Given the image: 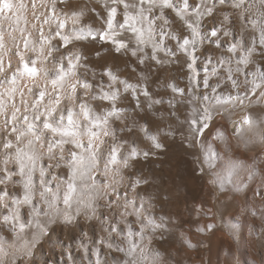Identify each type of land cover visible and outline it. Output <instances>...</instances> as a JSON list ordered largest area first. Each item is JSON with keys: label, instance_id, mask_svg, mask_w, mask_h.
Wrapping results in <instances>:
<instances>
[{"label": "snow or ice", "instance_id": "snow-or-ice-1", "mask_svg": "<svg viewBox=\"0 0 264 264\" xmlns=\"http://www.w3.org/2000/svg\"><path fill=\"white\" fill-rule=\"evenodd\" d=\"M103 3L107 15L100 29L76 27L74 19L71 31L66 29V21L58 23L55 36L65 48L90 37L89 43L109 44V52L135 58L136 66L126 62V67L137 74L135 83L122 79L107 64L100 65L98 82H93V68L86 69L92 72L93 81L82 78L78 72L86 67L87 58L73 54L70 48L59 59L52 57V73L37 68L38 60L43 63L45 45L50 44L43 34L36 58L26 59L17 48L15 55L19 60L13 68L10 64L6 67L0 56V258L6 264H10V259L15 264L20 260L27 264H50L57 249L64 257L63 264H171L170 249L178 239L177 227L174 217L163 206L160 215L153 214L149 211L154 207L151 196L145 198L137 192L149 183L148 179L134 172L128 177L123 196L117 189L125 180L124 169L164 151L166 145L162 140L172 138L174 143L177 132L183 131L185 125L192 133L186 139L201 143L199 171L208 169L213 176L210 182L219 185L221 199L217 210L224 227L236 234L240 228L238 219L233 222L237 208L253 217L259 211L264 221V207L257 210L246 198L237 203L238 194L257 178L260 183L254 196L264 202V155L258 153L251 164H245L230 156L225 159L206 142V130L215 116L224 111L230 119L233 111L241 107L245 109L242 119L232 121L238 124L236 133L251 131L254 135L246 144L264 145V109L247 111L251 106L264 105V0ZM121 7L122 19H118ZM24 8L23 3L0 0V17L11 20L13 17L5 14L13 13L18 22ZM221 12L226 15L225 21L218 18ZM206 18H211L210 28ZM234 32L239 37L235 42L224 39ZM206 42L208 55L200 62L201 48ZM30 47L35 51L32 41L25 40L24 48ZM52 50L47 52L48 57ZM101 51L96 50L97 57ZM176 64L180 70L187 68L186 88L167 82L172 71L168 66ZM197 67L204 69L202 76ZM213 78L216 82L210 85ZM25 80L32 86L22 87ZM152 83L171 89L172 95L158 98ZM201 84L210 92L198 94ZM26 95L30 99H25ZM129 96L132 105L122 106ZM89 101L102 103L93 108ZM165 104L164 111L157 107ZM186 105L190 111L182 119ZM132 112L140 119L133 118L128 123L126 114ZM117 121L124 127H114ZM214 139L226 143L219 129ZM144 142L149 145L147 149L141 147ZM180 148L184 153L188 151L183 142ZM62 168L67 169L66 175L59 174ZM241 170L248 173L247 180L237 183L233 177ZM98 175L105 178L104 182ZM111 194H115V199ZM81 217L89 222L88 230L81 226ZM58 228L79 229V234L66 241ZM215 230L213 223L196 229L213 236ZM3 231L10 233L11 238ZM254 233L255 229H250V235ZM179 239L193 247L182 232ZM259 239L264 240V235ZM199 243L203 245L205 241ZM46 244L50 245L49 256L38 259L37 254L43 257Z\"/></svg>", "mask_w": 264, "mask_h": 264}, {"label": "rangeland", "instance_id": "rangeland-1", "mask_svg": "<svg viewBox=\"0 0 264 264\" xmlns=\"http://www.w3.org/2000/svg\"><path fill=\"white\" fill-rule=\"evenodd\" d=\"M13 3H23L25 5V8L20 11L19 13L20 20L18 22L15 20L13 13L5 14V16L13 17V19L11 20L5 19L4 17H0V35H2L3 37V48H0V56L3 57L6 67H8L9 64L13 68L15 67L17 61L19 60V57L15 55L17 48H19V50L25 55L26 59L28 57L36 58L38 55H40L39 45H40L41 36L43 34L44 37H47L50 40V44L45 45L44 56L41 57L43 63H41L38 60L37 68H45L49 73H52L55 70V63L52 57L59 59L61 54L66 53L68 51V48H70L73 54H78L81 55L82 57L87 58L84 61L86 67H81L78 72V74L82 78H85L89 81H93L92 72L86 70L87 68H93L95 69V73H96V80L93 82L94 83L98 82L100 80V65L107 64L122 79H127V75L123 69V66L115 63L114 59H112L111 57V54L114 55L115 57H119L120 54L109 52L108 51L110 47L109 44H103L102 42H100L99 46H96V43L95 44L89 43V40L91 39L89 37L87 39L74 41L68 46V48H65L63 43L60 41V38L58 36H55L56 25L58 23L62 21H66V29L68 31H71V29L74 27L73 25L74 19L77 21L75 25L76 27L91 26L92 28L100 29L107 15L104 8L103 0H13ZM53 8L55 10H53ZM121 11H122V7L118 8V19H122V17L119 15ZM102 14L104 15V17H102L103 16ZM91 16L95 17L96 19L95 18L91 19ZM89 17L91 20L89 19ZM206 20L208 22L207 27L210 28L211 23H209V21H211V18H206ZM125 35H131V33H125ZM246 35H250V33H246ZM238 38H239L238 33L234 32L231 37L224 39H231L233 42H235V40ZM25 40L32 41L33 45L35 46V51H33L31 47L28 49L24 48ZM56 47L59 48V51L54 50ZM221 47H226V45L222 44ZM50 49L53 50L51 53V57H48L47 52ZM97 49H102L100 57L96 56ZM201 53L202 54H200V62H204V57L208 55L207 42L201 48ZM103 60H106V62L103 63ZM177 66L178 64L168 66L170 69H172V71L169 72V75L167 77V82L169 83L175 82L173 77L174 74L176 75L177 73ZM197 72L202 76L204 69L202 67H197ZM9 75H11V73H9ZM185 81L186 83L183 84L184 86L181 85L179 87L186 88L188 84V80L186 79ZM25 84H27L29 87L32 86L31 82L27 80L21 82L22 87ZM162 88L163 89H161V91L165 93L164 94L165 99H167L168 96L172 95L171 89H167L165 87ZM204 92L205 89L203 88L202 84L198 85V94H203ZM160 97L163 96L161 95ZM25 99H30V97L26 95ZM89 102L91 103L93 108H97V106L102 103L101 101H89ZM16 103L18 106L20 105L19 95L16 96ZM132 103L133 102L131 101V97L129 96L127 100L123 101L122 106L130 107ZM66 104L67 101H65V105ZM188 111H190V106L188 107ZM184 112L185 109H183L181 112V118L182 117L184 118L183 116ZM126 115H128L129 117L128 121H126L128 123H130L133 118L137 120L140 119V116L137 115L135 112ZM232 121H240V119L237 118L229 119L228 113L221 111L218 115L215 116L214 122L211 123L209 128L206 130V137L208 138L209 141H211L212 145H214L215 143L214 146L217 148L215 149L218 152H223L225 159H227L230 156L232 159L239 160L245 164L252 163V160L250 161L249 159L253 158L258 153L264 155V151H261L258 145L254 149H249L248 143L246 144V142H244L242 139L240 140V138L238 137L239 135L236 133V131L233 132L231 131L230 122ZM114 127L123 128L124 125L121 124L119 121H117L115 122ZM217 129L221 130L224 133V135L227 137L226 143H221L217 140L213 141L211 139V136L209 135L210 130L212 132H215ZM140 135H141L140 133H137V136ZM178 135L179 132H177L176 134L174 143L172 141V138L163 139L164 141L162 140V142L165 143L166 145V149L164 151L156 152V154L151 156L149 159L140 160L139 162H135L131 168L124 169L122 174L124 175L125 180L117 189V192L121 196L125 194L128 177L131 176L134 172H138L142 174L144 177L147 176L146 178L148 179L149 183L146 185H142L140 188L137 189V192L140 195L144 196L145 198L151 196L150 202L152 205H154V207L150 208L149 211H151L153 214L160 215L161 207L163 206L165 207L164 208L165 212L171 214L174 217L175 224L177 227L176 235L178 239L171 247L170 252L171 254L178 253L181 255L185 254L186 256H188L195 253L197 249L195 240L192 238L188 227L189 224L188 221L189 217L187 210L188 200H189L188 187L190 183L196 179H199L201 183L205 185L208 182L207 180L208 174L206 173V170L203 173H201L199 171V167H196L195 165L191 164L187 156L180 148L181 142L177 138ZM248 136H249L248 137V141H249L253 137L252 133L248 134ZM141 147L147 149L149 145L147 142H144L143 144H141ZM249 150L251 151V153L252 152L253 153L251 154ZM45 163H47V159H45ZM66 173H67V169L65 168L59 170V174L66 175ZM261 175H264V173H262ZM209 177L212 179V175H209ZM98 179L101 180L102 182H104L105 180L104 177H101L99 175H98ZM167 181L170 182V187L172 189L170 192L172 194V199H170L165 194L164 191H159L160 193L157 192V190L156 192L154 191L153 192L151 191L150 193L148 192L149 188L153 189L155 185H156L155 189L161 187L162 184L167 187L168 186ZM259 183L260 180L259 178H257L256 182L250 186L251 190H249L248 193L249 200L251 199L254 200L259 198L258 196H254L256 185ZM158 184H160L161 186ZM52 186L55 187L54 184ZM165 186H162V188H166ZM145 188L147 189L145 190ZM157 194L161 196L159 197ZM111 195H112V199H115V194H111ZM130 195L134 196L136 195V193H130ZM165 197H167V199H165ZM163 202L166 203L172 202L173 208L169 209V204H167L166 206V204ZM101 203H104V201H101ZM263 204L261 205V207H264ZM104 211L107 212L108 210L104 209ZM251 218L255 221L254 224L251 223L250 226L247 227L248 229H244V233L246 234L245 236L248 238L250 244L244 247L243 253L239 251L238 247L229 246L227 248V257H228L227 259L231 260L232 262L235 259H236L235 261H237L238 264L241 263L261 264V262L264 261V240L259 239L261 235H264V221H262L261 219H259V221L255 220L256 218H260L259 212L257 213L256 218H254L253 216H251ZM129 219H133V218L130 217ZM80 224L85 230L89 229V222L85 221L83 217L80 218ZM250 229H255L254 235L250 236ZM96 230L99 231L98 223L96 224ZM57 232L60 234L62 239L67 241L69 236H73V237L77 236L79 234V229L70 230L68 228H63V229L58 228ZM181 232L183 233L184 237L187 238V240L191 241V243L194 241L192 243L193 247L190 248L186 244H182L180 242L179 237ZM3 235L8 237L9 239L11 238L10 233H8L7 231H3ZM174 245L179 248H175ZM154 246H158V245H154ZM49 247L50 245L46 244L43 250L44 252L43 257L37 254V258L42 259L48 257ZM89 247L91 250V246ZM173 248L175 249L174 252H173ZM234 251L235 253H238V255L234 253L236 256H233ZM241 254L243 256H241ZM250 254H252L253 256L255 254L256 255L253 257ZM231 257L233 260L231 259ZM233 257H235V259ZM92 258L94 259V256ZM51 260H55V264H63L64 257H61L59 255V249H57V255L55 257H52ZM51 260H50V264H51ZM239 260L240 261L242 260L241 263H239L240 262ZM17 264H25V261L20 260L17 262Z\"/></svg>", "mask_w": 264, "mask_h": 264}, {"label": "bare ground", "instance_id": "bare-ground-1", "mask_svg": "<svg viewBox=\"0 0 264 264\" xmlns=\"http://www.w3.org/2000/svg\"><path fill=\"white\" fill-rule=\"evenodd\" d=\"M100 14H101V12H100ZM102 17H104V15ZM92 18H95V17H92L91 16V19ZM89 19H90V17H89ZM87 21H88V19H87ZM99 44L100 43H96V46H99ZM111 57H112V59H114L115 63H117L118 65L123 66V69H124V71L126 72V75H127V79H129L130 82L135 83L137 81V79H138L137 74L131 71V67H126V62L130 63L131 66H136L135 65V58H130L127 55H120L119 57H115L112 54H111ZM104 62H106V60H103V63ZM187 75H188L187 74V68L185 67L183 70H180L179 64H178V66H177V73H176V75L174 74V77H175V79H174L175 82L174 83H176L178 86L183 85L184 83H186L185 80L187 79ZM247 78L248 79H251V76H248ZM166 79H167V77H166ZM215 82H216V78H213L210 81V85L211 84H214ZM151 87H152V90L156 93V96L158 98L161 95L164 97V94L165 93H163L161 91V89H163V88L160 87V86H158L157 83H152L151 84ZM210 90H211L210 88L207 89V90L205 89V92L206 91H209L210 92ZM241 95H243V93H241ZM157 107L161 111H164L167 108L166 105L157 106ZM188 107L189 106H187V105L184 106L183 109H185V112H184L183 116H186L187 115ZM260 109H264V105L251 106V107H249V109H247V111H257V110H260ZM230 111H232V110L230 109ZM244 114H245V109L244 108H241V107H238V108H236L233 111V113L231 115V118L232 119L237 118V119H240L241 120ZM186 126L187 125H185L184 128ZM237 127H238V124L233 123V122H230V129H231L232 132L233 131H236ZM221 128H222V125H221ZM251 133H252L251 131L245 130L238 137L240 138V140L242 139L244 142H246V141H248V137H249L248 134H251ZM214 145H215V143H214ZM214 145H213V147L216 148ZM248 145H249V149H254V148H256V146L258 145V143H248ZM220 149H222V148H220ZM219 153L220 154L222 153L221 155L224 156L223 155V152H219ZM250 153H251V151H250ZM249 158H251V157H249ZM249 160L251 161L252 158L249 159ZM217 163L219 165L220 162L217 161ZM205 170H206V173L208 174V169H205ZM209 175L210 174H208V179H207L208 182L205 185L202 184L199 179H196V180H193L190 183L189 187H188V192H189V200H188V206H187L188 207L187 208V210H188V217H189L188 218V221H189L188 227H189V231H190V234H191L192 238L195 240L197 249H196L195 253H193L192 255H188L189 257L186 256L185 254L184 255L183 254L181 255V254H178V253H174V254L172 253L171 255H172L173 259L171 257V260H172L171 261V264H235V263H237V261H235L236 260L235 257H233L235 259L233 262L231 260H228L227 259L228 258L227 257V248L229 246L238 247L239 251L241 253H243L244 247L245 246H248V244H250L249 241H248V238L245 236L246 234L244 233V229H248L247 227L250 226L251 223L254 224L255 221L251 218V215H249V214H242V213H240L239 208H237L236 209V212H235V218H233V222H236V220L238 219L239 224H240V228L237 229L235 235H233L227 228H225L224 227V221H222L220 219V212L217 210V202H218V200L221 199L219 185L218 184H215V183H211L210 181L213 180V176H212V179H211L209 177ZM247 175H248V173L246 171L241 170L238 173L237 176H234L233 177V179L237 183H241V182H244V181L247 180ZM160 184H158V185H160ZM251 185L252 184H249L248 188L244 189L243 191H241L238 194L237 203L242 202L246 198L250 206H253L257 210H259L260 207H261V205L263 204V202L260 201L259 198L258 199H254V200H252V199L249 200V197H248L249 190H251L250 189V186ZM149 186H151V185H149ZM155 186H154V188L152 187L153 189L149 188V191L148 190L147 191L149 193L151 191L152 192L153 191L156 192V190H157V192L164 191L165 194L170 199H172V194L170 193L171 190H172L171 187H170V182H168V186L167 187L162 184V186H165L166 188H162V186L160 185L161 187L158 186L159 188H156L155 189ZM146 189L147 188H145V190ZM158 196L160 197L161 195H158ZM166 202H163V203H165L166 206H167V204H169V209L173 208V203L172 202H169V203H166ZM254 218H256V216ZM228 219H229V217H225V220H228ZM259 219L260 218H256L255 220H258L259 221ZM209 223H213V224L216 225V230H215V235L214 236L211 235L210 233H200V232H197L196 231V229L198 227L206 226ZM258 225H260V224H258ZM245 231H247V230H245ZM201 240L205 241V244H203V245L200 244L199 242ZM175 248H179V247H176L175 246ZM174 251H175V249L173 248V252ZM234 253H235V251L233 252V256L238 255V253H235L236 255ZM250 255H252V254H250ZM241 256H243V255L241 254ZM231 259H232V257H231ZM241 259H242V257H241ZM241 261L239 263H241Z\"/></svg>", "mask_w": 264, "mask_h": 264}, {"label": "clouds", "instance_id": "clouds-1", "mask_svg": "<svg viewBox=\"0 0 264 264\" xmlns=\"http://www.w3.org/2000/svg\"><path fill=\"white\" fill-rule=\"evenodd\" d=\"M218 18L221 20V21H225L226 20V15L225 13L221 12L218 14ZM209 23H211V21H209ZM214 133L215 132H212L210 130L209 132V135L211 136V139L213 141H216L214 139ZM254 135V133L252 132V136ZM192 136V133L191 131L189 130L188 127L184 128L183 131L179 132V135H178V140L180 142H183L184 143V146L188 149V151L186 153H184L188 160L191 162V164L195 165L196 167H200L201 163H202V156H201V143L200 141L198 140L197 143L193 144L191 142L190 139H186L187 137H191ZM226 138V141H227V137L225 136ZM206 142L207 143H211L210 141H208V138L206 137ZM255 143V142H253ZM258 147L261 151H264V145L262 144H258ZM0 264H6L5 260L0 258ZM10 264H15V261H12L10 259ZM25 264H27V262H25Z\"/></svg>", "mask_w": 264, "mask_h": 264}]
</instances>
